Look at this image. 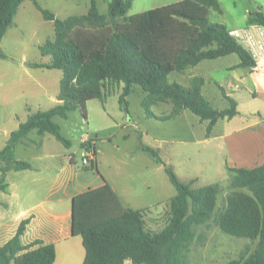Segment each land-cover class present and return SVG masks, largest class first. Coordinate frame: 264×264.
<instances>
[{
    "label": "trees",
    "instance_id": "trees-1",
    "mask_svg": "<svg viewBox=\"0 0 264 264\" xmlns=\"http://www.w3.org/2000/svg\"><path fill=\"white\" fill-rule=\"evenodd\" d=\"M22 1L0 0V40L13 24ZM132 1L109 0L106 12L101 13L96 1L89 0L86 13L58 18L32 0L42 17L52 21L54 35L39 47L49 61L31 64L62 71L58 103L29 113L9 133L0 148L1 191L8 186L7 171L31 168L28 160L15 156L17 143L36 131L48 132L68 147L70 141L61 134L54 117L65 118L75 108L85 116V102L101 99L109 84L122 83L118 102L125 110L126 96L137 85L144 93L140 105L146 116L166 120L189 110L206 122L207 132L219 118L230 119L238 113L236 100L219 84L227 102L225 108H215L202 94V76L191 77L188 85L169 80L171 72H182L203 60L229 54L238 58L235 67L249 69L255 65L242 44L229 35L230 29L209 21V8L220 11L218 0H178L127 15ZM249 23L264 24L262 10L250 11ZM162 102L170 103L171 110L155 115L151 106ZM140 148L163 166L175 189L168 202L166 223L158 231L148 228L144 209L125 206L104 180L99 186L76 193L70 204L71 234L81 237V264H124L127 259L131 264H189L187 252L201 238L197 229L210 221L222 232L252 243V247L246 245L237 257L222 264H264V162L252 168L226 165L231 173L229 192L217 209L219 183L193 186L192 179L180 180L155 148L145 144H140ZM94 165L92 162L84 168L92 169ZM28 222L29 217L21 219L15 233L0 244V264L53 263V243L43 244L39 239L21 243L20 236ZM35 244L38 245L32 247Z\"/></svg>",
    "mask_w": 264,
    "mask_h": 264
},
{
    "label": "rangeland",
    "instance_id": "rangeland-1",
    "mask_svg": "<svg viewBox=\"0 0 264 264\" xmlns=\"http://www.w3.org/2000/svg\"><path fill=\"white\" fill-rule=\"evenodd\" d=\"M95 1L98 11L105 13L109 0ZM175 1L178 0H133L126 14L133 15ZM36 2L58 18L84 14L89 7V0ZM218 2L220 11L209 8L207 17L209 21L221 23L227 29L245 26L250 11L260 9L264 13V0ZM13 21L14 24L6 31L0 44L7 56L4 60L0 59V103L5 101L15 110L24 111L26 107L31 112L46 110L58 103L56 95L62 71L31 63L49 61V56L42 55L39 47L45 41L53 39V23L42 17L32 0L21 2ZM237 60L235 54H229L203 60L209 66L202 63L186 68L181 74H169L170 80L179 79L185 84L193 76H204L206 84L201 92L215 108L227 107L222 90L236 100L238 113L233 116V120L219 118L208 132L206 122L203 121L201 125L198 116L189 110L166 120L146 116L140 105V98L144 93L137 85L126 96L125 110L118 102L122 83L107 85L101 99L87 100L85 116L79 108H75L65 118L54 117L61 134L70 141L68 147L48 132L37 134L31 131L29 137L33 138L34 143L27 146L19 144L15 148V156L30 161L34 167L22 178H13V172L5 178L6 182L15 184L19 196L15 198L10 191L0 190V221L20 207L28 208L30 203L35 204L46 195L57 176H64L69 183L58 190L61 196H65L66 192L93 187L106 180L120 195L124 204L142 208L144 215L153 216L147 219L151 230H160L166 223L168 202L175 189L163 166L141 150L140 144L155 148L163 162L170 164L182 181L192 179L193 186L219 183L221 192L216 205L219 209L229 192L228 181L231 174L225 165V161L230 159L229 150L221 134H228L238 124L264 118V99L255 92L257 85L262 86L261 79L256 75L258 71L235 67ZM9 69L12 72L11 78ZM36 83L39 89L37 96L34 92H28L31 85L35 86ZM217 84H220L222 90ZM21 90L27 94L25 101L19 98ZM150 109L155 115H164L171 110V104L162 102ZM18 112L20 116V111ZM0 113L2 144L6 132L16 122L14 119L4 118L2 110ZM89 150L94 151L95 165L86 170L84 167L89 164L82 163L81 159L82 153ZM2 201L6 204H2ZM197 232L201 238L192 243L187 252L189 264H222L237 257L246 245L252 247L248 239L226 234L212 221L198 227Z\"/></svg>",
    "mask_w": 264,
    "mask_h": 264
},
{
    "label": "crops",
    "instance_id": "crops-1",
    "mask_svg": "<svg viewBox=\"0 0 264 264\" xmlns=\"http://www.w3.org/2000/svg\"><path fill=\"white\" fill-rule=\"evenodd\" d=\"M2 38L0 40V44ZM0 52L3 53V56H0V59L4 60L7 56L1 49V45H0ZM203 62L204 61H201L196 65L202 64ZM203 64L204 66H209V64L207 63H203ZM231 65H233V63ZM227 67L229 68L230 66L228 65ZM9 71L11 72V69H9ZM2 73L5 74L4 72ZM178 73L181 74L182 72H177V74ZM248 74L249 76H251L250 73ZM256 75L258 76V78L261 79L262 86L256 84L257 90L255 92L256 94L261 95L262 98L264 99V76L261 75L260 73H257ZM11 77H12V72L10 73V78ZM202 77L204 78V83L201 87V91L203 90V86L206 84V78L204 76ZM174 80L183 85H188V83L185 84L179 79L178 80L174 79ZM174 80H170V81H174ZM28 90H29L28 92H34L37 96L39 90L38 84L36 83L35 86L31 85V88ZM21 91L22 94L19 96V98H22L23 101H25L27 94L24 90ZM23 103L25 104V102ZM25 109L24 111L15 110L13 106L9 105L5 101L0 103V110L3 111L2 114L3 117L7 118V120L14 119L16 122L14 126L10 128V131L6 132L5 134L6 136H4L1 142L2 144H0V148L5 144V141L7 140L9 133L15 128H17L18 124L24 121L27 115L31 113L29 108L26 107ZM18 111H20V116L17 114L19 113ZM185 112L187 113L186 110H183L177 116H180ZM231 119L233 120V117L230 119L225 118V120L228 121H230ZM218 121L219 120H217L215 124ZM228 121L226 123H228ZM198 122H200V124L203 125L202 123L203 121H201L199 118H198ZM29 136L30 134H28V138L24 139L22 142L17 143L15 145V148L19 144H22L23 146H27L29 144L34 143L33 138ZM222 136L225 138L224 142L225 145L228 147L229 155H230V159L225 161V165H228L230 167L252 168L264 162V118L246 124L245 123L238 124L236 127L233 128L232 131H229L228 134L227 133L221 134V137ZM14 153H15V149H14ZM30 164H31L30 169L7 171L5 174V178H8L11 172L15 174L13 175V178H15L16 176H20V178H22L27 171H31L33 169L34 167L33 164L32 163ZM55 181L56 182H53V184H51L46 195L43 198H40L37 202H35V204L30 203V206L28 208L20 207L18 211L12 213L10 216L6 218H2V220L0 221V244L6 242L15 233L16 228L19 222L21 221V219L25 217H29V222L27 223L23 234L20 236L21 243L27 244L33 241L34 239L41 240L43 244L53 243L55 247V259L52 264H81L84 258V248L82 246L81 237L78 235L71 234L70 204H71V198L74 194L79 193L89 187H86L84 189H78L75 192H71V191L66 192V194H64L65 196H61L58 193V190L62 188V185H66L69 182L64 178V176L62 177L57 176ZM104 181L107 182L112 187V185L108 181L106 180ZM102 183L103 180L97 183L95 186H99ZM7 184L8 186L6 191L7 192L10 191L11 195H13L15 198H18L19 193L16 190L15 184L8 181ZM113 190L116 192L114 188ZM53 191H57V193H54ZM27 192L29 193L30 190H28ZM116 194L124 204L120 195L117 192ZM1 203L6 204L5 201H2ZM124 205L134 209H142L136 206H132L130 204H124ZM145 207L148 208V206ZM151 217L153 216L144 215L146 226L148 228L149 225L147 224V219ZM37 245L38 244H35L32 247H36ZM124 264H131V262L127 259L124 261Z\"/></svg>",
    "mask_w": 264,
    "mask_h": 264
},
{
    "label": "built area",
    "instance_id": "built-area-1",
    "mask_svg": "<svg viewBox=\"0 0 264 264\" xmlns=\"http://www.w3.org/2000/svg\"><path fill=\"white\" fill-rule=\"evenodd\" d=\"M229 35L236 39L254 59L255 65L249 69L256 70L264 76V24L249 23L240 28L229 30ZM82 163L90 164L94 160L93 150L82 153Z\"/></svg>",
    "mask_w": 264,
    "mask_h": 264
}]
</instances>
